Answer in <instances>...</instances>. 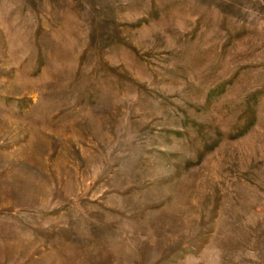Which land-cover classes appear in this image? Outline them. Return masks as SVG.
Instances as JSON below:
<instances>
[{
  "label": "rangeland",
  "instance_id": "374dc122",
  "mask_svg": "<svg viewBox=\"0 0 264 264\" xmlns=\"http://www.w3.org/2000/svg\"><path fill=\"white\" fill-rule=\"evenodd\" d=\"M0 264H264V0H0Z\"/></svg>",
  "mask_w": 264,
  "mask_h": 264
}]
</instances>
